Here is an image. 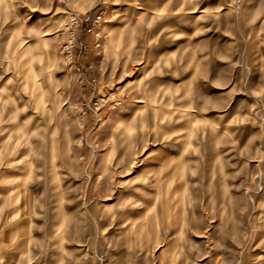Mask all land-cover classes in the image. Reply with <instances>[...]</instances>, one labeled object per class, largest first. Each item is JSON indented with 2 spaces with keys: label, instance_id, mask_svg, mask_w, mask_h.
<instances>
[{
  "label": "rangeland",
  "instance_id": "1",
  "mask_svg": "<svg viewBox=\"0 0 264 264\" xmlns=\"http://www.w3.org/2000/svg\"><path fill=\"white\" fill-rule=\"evenodd\" d=\"M0 264H264V0H0Z\"/></svg>",
  "mask_w": 264,
  "mask_h": 264
},
{
  "label": "built area",
  "instance_id": "2",
  "mask_svg": "<svg viewBox=\"0 0 264 264\" xmlns=\"http://www.w3.org/2000/svg\"><path fill=\"white\" fill-rule=\"evenodd\" d=\"M107 1H109V0H107ZM89 30L91 31L92 29H89ZM75 40H76V35H75V33H73V34H71L69 44H66L67 45L66 47L68 48V53H70V57H72V51H73Z\"/></svg>",
  "mask_w": 264,
  "mask_h": 264
}]
</instances>
